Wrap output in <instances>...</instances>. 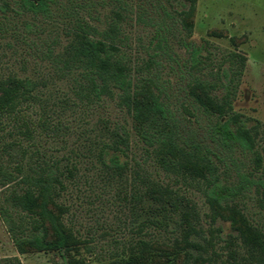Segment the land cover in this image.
<instances>
[{"label":"rangeland","instance_id":"rangeland-1","mask_svg":"<svg viewBox=\"0 0 264 264\" xmlns=\"http://www.w3.org/2000/svg\"><path fill=\"white\" fill-rule=\"evenodd\" d=\"M15 1L8 0L9 29L0 33V80L16 76L34 84L22 111L34 124V138L18 136L11 124L0 129V161L6 163L9 145L20 141L23 174L51 170L57 176L53 208L74 238L71 263L264 264V236L238 212L210 203L207 169L187 165L191 157L163 147L161 138H144L143 122L120 91L95 90L87 63L72 46L86 24L90 37L115 42L133 90L161 88L176 117L190 120L201 134L214 117L197 108L188 84L215 82L220 67L230 65V53L244 55L231 113L258 124L263 162L254 177L264 182V0H197L189 18L179 0H57L50 16L23 13ZM183 19L193 23L190 34ZM218 84L215 93L221 96ZM153 123L159 136L168 132L161 119ZM233 156L212 157L218 182L229 184L236 169H252L250 154L238 150ZM25 186L0 187V193L9 196ZM263 191L252 185L234 201L264 232ZM12 210L16 221L29 225L28 214ZM23 232L9 231L0 215V263L66 264L56 251L19 249L15 238ZM197 254L207 260H195Z\"/></svg>","mask_w":264,"mask_h":264},{"label":"trees","instance_id":"trees-1","mask_svg":"<svg viewBox=\"0 0 264 264\" xmlns=\"http://www.w3.org/2000/svg\"><path fill=\"white\" fill-rule=\"evenodd\" d=\"M75 1L80 4L81 0ZM179 1L186 6L181 11L183 17H191L195 12L197 0ZM15 3L23 13L50 16L51 7L57 3V0H16ZM9 6L8 0H0V33L9 29L4 14ZM183 25L190 34L193 23L183 19ZM27 26L30 30V25ZM85 27L86 29L81 26V32H76L72 46L78 59L87 63L93 88L98 89V92L110 91L113 87L118 89L119 95L130 107L137 121L143 122L142 127L146 133L142 136L152 138L150 140L161 138L159 141L163 147L167 145L176 148L191 157L187 165L207 169L208 175H204L203 179L209 184L206 194L210 203L238 212L252 230L264 236V232L249 221L242 207L234 201L244 196L252 185L256 189L260 186L264 189V182L254 177V172L263 162V156L257 148L258 124L250 126L242 114L231 113L236 80L243 72L246 57L232 52L228 59L230 65L228 68L220 67L215 82L197 80L188 84V96L193 99L198 106L196 107L203 114L214 117L208 123L207 133L201 134L190 120L176 117L161 88L157 87L156 90L152 89L147 93L138 89L133 90L134 84L115 42L92 38L87 31L90 26L86 24ZM219 81L224 89L221 96L215 93ZM33 90L34 84L27 78L9 76L0 80V129L4 130L11 124L18 136L29 140L34 138V124L22 112L26 104L32 100ZM159 119L164 126L169 127L168 132L161 134L162 136H159L160 134L154 131L156 128L151 126L157 125L153 122ZM149 130L152 137H148ZM24 150L20 141H14L9 145L7 162L0 161V187L21 183L26 185L22 188L23 192L13 190L9 196L0 193V215L9 231H14L16 227L24 230L22 235L15 238V244L19 249L31 247L45 252L56 251L64 256L66 264H72L68 250L70 241L74 238L70 229L63 223L61 211L53 208L56 206L54 182L57 176L51 170L45 171L43 175L37 172L36 175L23 174ZM238 150L243 154L251 155L252 169L246 171L236 169V180L229 184L218 182L217 166L212 157L220 159L222 154L234 157V153ZM232 161L233 164L236 163L235 159ZM113 162L119 163L117 159H113ZM158 188L164 194H173L168 187ZM260 207L264 209L262 197ZM13 208L28 214L29 225L15 220L12 214ZM196 256L195 260H207L201 254ZM0 264H22V262L15 259Z\"/></svg>","mask_w":264,"mask_h":264}]
</instances>
